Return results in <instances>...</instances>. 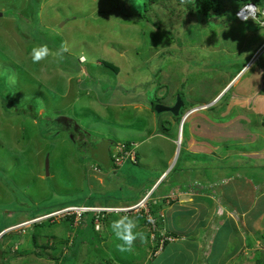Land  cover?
I'll return each mask as SVG.
<instances>
[{"label":"rangeland","instance_id":"obj_1","mask_svg":"<svg viewBox=\"0 0 264 264\" xmlns=\"http://www.w3.org/2000/svg\"><path fill=\"white\" fill-rule=\"evenodd\" d=\"M120 9L116 0H0V82L5 78L8 84L0 91V230L24 221L5 233L0 262L199 264L182 253L189 241L153 238L159 229L147 214L145 200L151 199L154 187L138 203L125 200L132 190L136 192L135 188L155 177V165L160 168L167 161L168 155L159 152V140H147V129H153L151 111L158 115L154 111L157 103L173 105L178 99L184 105L182 115L199 105L193 115H205L188 120L183 136L203 125L217 134L209 140L199 133L190 135L193 144L203 145L193 150L200 154L188 159L180 146L172 168L188 159L191 162L186 168L198 169L201 183L206 181L205 174L232 177L224 187L223 201L241 252L225 264H264V215L251 227L253 246L248 248L244 238L248 225L243 220L251 211L245 209L238 215L226 203L235 189L241 188L242 195L235 192L236 202L247 206L246 200L253 197L248 195L250 184L258 187L255 198H264V30L256 21L240 23L236 11L213 15L204 22L183 14V5L174 1L145 12L135 6L131 8L134 15L129 14L132 10ZM136 12H142L151 23L144 19L137 22ZM41 44L52 52L62 45L69 51L34 64L31 49ZM82 54L87 57L84 62ZM106 63L116 66L119 74L104 68ZM95 95L99 102L93 101ZM32 113H36L34 119ZM180 117L173 119L179 123ZM196 120L201 122L193 126ZM93 139L132 142L131 157L137 153L139 164L127 163L119 169L114 163L115 168L108 171L98 168L92 158L83 155ZM203 151L210 156L204 157ZM212 190L218 188L212 186ZM201 192L187 203L195 205L201 196H207ZM162 201L169 204L170 199ZM67 205L114 206L107 213L117 214L94 222V231L89 224L91 216L82 218L80 208L72 211L71 223L62 221V213L49 223L39 218L32 226L35 220L28 221ZM124 214L136 221L145 237L130 251L120 250L109 227ZM209 225L220 226L212 221ZM215 231L208 229L206 235ZM165 232L163 229L160 234ZM225 232L221 229L218 233L210 262L220 255ZM31 233L43 238L37 250L29 244ZM45 237L50 239L46 247Z\"/></svg>","mask_w":264,"mask_h":264},{"label":"crops","instance_id":"obj_2","mask_svg":"<svg viewBox=\"0 0 264 264\" xmlns=\"http://www.w3.org/2000/svg\"><path fill=\"white\" fill-rule=\"evenodd\" d=\"M93 101L95 102L98 101L96 95ZM161 106L172 107L173 105L161 104ZM139 107L140 106H136V105L133 106L134 109H139ZM152 113L153 112L151 111V115H152L151 118L155 117L153 121V126H152L153 129L150 131L147 129L148 127L143 126L144 130L147 129V133H148L147 140L148 139L150 140L156 139V141L159 140V144H161L160 146L161 150H159V152L160 154L164 152L166 155H168V159L164 164L160 165V168L155 165V169L158 170V172L156 171L155 173L156 174L155 177H153L152 180L145 181L144 186H139L138 188H135L136 192L132 190L134 192V195H130V197L139 198V200L136 202L138 203L142 201L145 196L147 197V193L150 191V188L152 189V187H154V190L151 192L150 197H149L151 199L148 201L145 200L146 207L148 208L147 214L150 215L151 209L152 207H154L156 209L155 211H157L156 216L158 219H160V221L158 222L161 224V227L158 229L161 231L163 229L166 230L165 235L167 233L171 234L170 231L172 230L174 231V233L177 232L176 234L177 236H175L176 239L174 240V242L180 241L185 244L187 243L186 241H189V245H186L182 248V253L185 256L193 257L194 260L196 261L199 260L200 256H203L202 262H205L206 260L210 261L209 258L212 256L211 251L213 249V244L215 242V239L218 237V233L220 232V230L225 229L226 232H225V236L223 239L224 242L221 246L222 248L221 253L219 256H215L212 259V261L216 260V264H222V263L225 264V262L227 263V260L229 258L237 255L239 251L241 252L240 250L241 246L238 243V241L235 240V235H236L235 225L232 222L230 223V221L228 220V216H227L229 214L228 208L226 209L225 202L223 201V197L225 193L224 187L226 183H228L229 181H232L231 180L232 177L223 179L222 176L217 175L218 177H214L215 175L207 176L205 174L206 181L201 183L200 177L198 175V169L186 168V163L191 162V160H188L189 155L194 158L195 155L200 154V153H194V151L203 146V145H200L201 147L200 146L198 147L196 143L193 144L194 142L193 143L191 142L192 138L190 137V135L199 133V135H202L203 138L205 137L207 138V140H209L211 136H216L217 133L214 135L213 130L209 131L210 128L206 127L208 125H203L200 127L195 126L194 128H191L189 132V136H187V134L183 136V130L181 129L182 130L181 133L178 130L180 123L177 124V122L173 120L170 113L165 114L167 115V117L164 115L162 116L156 115L157 116L156 117L154 116V113L153 114ZM196 115L198 116V119L201 117V115L205 116L203 114H196ZM196 115L188 117L186 122ZM186 122H184L183 126L186 124ZM200 122L201 121L199 120L194 121L193 126L195 125V123H200ZM75 127H77L76 124H75ZM179 133L181 136L180 146H182V149L187 153L188 159L185 160L179 166L178 164H176L174 168H172V160H173L174 153L176 150L178 152V149H179L177 142H176ZM143 141L144 140L139 141V145H141ZM125 142H129V141H125ZM122 143L111 142V144H115V145L116 144L122 145ZM206 146L207 145H205L204 147ZM166 149L168 150L166 151ZM204 151H207V150H204ZM204 151L201 152V154H203L204 157L210 156L209 152H204ZM136 155L138 158L137 162L139 164V156L137 153ZM211 159L215 161L214 158H211ZM192 161L195 163L196 160H192ZM172 172H175V173L172 176V182H171V180L169 181V177L172 174ZM234 179L236 180V178ZM198 183H200L201 186L202 184H204L203 185L204 187H201V188L195 187V184H198ZM212 186H214L215 188H218V190L217 191L212 190ZM255 188L258 189L256 185H251V184L249 185L250 192L248 195L253 196V197H250L249 201L246 200L247 206L245 207L243 206L241 207L240 204L236 202L237 196L235 192L239 193V195H242L241 188L235 189V192H233V196L227 200L225 199L226 203H228L231 206L235 214L239 213L240 215H242L245 209L251 211L250 213L246 214V218H244L243 220V223L248 225L246 228L247 232L245 233V236H244L247 244H248L247 238H250L251 236L249 234V232L251 231V227L256 225L258 220L261 219L262 214L264 215V200H263L264 198L261 199L260 201L255 198L254 193L256 194V191H258ZM202 190L205 192L207 196H201V198L197 200V203L195 205H193V203L195 202L187 203L189 200H191V196L193 194L196 193L197 196L198 194L201 195ZM174 197H176L178 200ZM164 199H170L169 204L164 203V201H162ZM130 202H133V201L129 199L128 203ZM150 202L151 204H149ZM140 213H143V211H140ZM150 217H151V220L154 221L155 217L151 215ZM211 221L214 224L216 223L217 227L220 225L218 229L214 228L213 226L212 228H210L209 224ZM168 227H170L171 229H168ZM10 228H13V227L9 226L7 228L2 229L1 231L3 233L0 231L1 234H3V235L0 234L1 235L0 242L5 236H7L5 233L10 232L11 230ZM208 229H213L214 231L215 230L216 231L214 232V234H211V236L210 235L207 236L206 233ZM253 233H256V232H253ZM221 234L224 235V233H221ZM16 235L15 237H17ZM15 237H13L10 241H8L7 244L12 242V240ZM20 237H24V236H20ZM198 238H201V240L197 241ZM218 240H219V237H218ZM234 242L235 244H233ZM250 243L251 245L248 248H251L253 246L251 239H250ZM10 250L11 249H9V251Z\"/></svg>","mask_w":264,"mask_h":264},{"label":"trees","instance_id":"obj_3","mask_svg":"<svg viewBox=\"0 0 264 264\" xmlns=\"http://www.w3.org/2000/svg\"><path fill=\"white\" fill-rule=\"evenodd\" d=\"M116 1H118L120 3V8H121L120 10L121 11H123V9H126L127 11H131L132 10L131 8H134L136 6L138 9L140 8L143 12H145V10H148V9L151 10L152 7H154V6H159L160 4L163 5L164 3H168L170 1H172V2L174 1L177 5H183L184 9L186 10V11H184L183 14H185L187 12L186 14L189 17L195 16V18L198 17L199 19H202V20H204V22H206V21H209V19H211V17L213 15H223V16H225L227 13H232V12L236 11L241 5H243L245 3H249V2L252 1V2H254L257 5H262L264 0H116ZM133 12L134 11L132 10L130 13L129 12L128 13L129 14H132ZM141 13L142 12H136V15H137V19L136 20H137V22H140V21H142L144 19L147 23H151L150 20H149V18H146L145 16H141L142 15ZM132 15H134V14H132ZM176 18L179 19L178 17H176ZM246 22H248V21H246ZM180 26H182V25H180ZM262 30H264V29H262ZM104 68L110 69L113 72V74L119 73V69L116 66H114V65L111 66V64H109V63H106V66ZM242 68H243V66L242 67H238L237 71L234 74L231 73V77H234L235 75H237L242 70ZM76 70H77V68H76ZM3 84H4V86L8 85L5 78H2V83L0 82V91H1V89L3 87L2 86ZM157 104L161 105L160 103H157ZM183 106L184 105L182 103V108H183ZM151 108L153 109V105H152ZM192 108H194V107L191 106L189 108V110L192 109ZM210 109H212V107ZM179 113L180 114H179L178 117H180L182 115L181 112H179ZM35 114L32 113V115H30V118L34 119L36 117ZM162 114H164V113H160L157 116H162ZM173 117L174 116H172V118ZM173 120L175 121V119H173ZM74 126H75V124H74ZM101 142L102 141H99V140L98 141L92 140L91 142L88 141V150H86L83 155H85L86 157L92 158L94 160L95 164L97 165V167L98 168H102L104 170V168L101 165H99V164L96 163V157H97V155L94 153V152H96L98 150V147L100 146ZM122 145L124 147V151L125 152H131L134 149L133 148L134 146L130 142H124V143H122ZM110 146L111 147H114L115 144H111V142H110ZM79 147H81V146H79ZM108 156H109V161H110L109 162V167H108V170H109V169L115 168V165H114V161L112 159V154L111 153H108ZM137 160H138V158H137V155L135 154L134 161H130L129 159H127L123 163V165L119 167V169L120 168L122 169V167L125 166V165H127V163H130V164H133V165L137 166L138 165ZM108 170H104V171H108ZM130 195H134V193L131 191L129 193V195L127 196L128 198L125 199L126 201H128L129 199H131L133 202H137L139 200V198H131ZM81 207H83V206H70V205H67V206H64L62 208H59L57 210L50 211L47 214L39 215V216H35L33 218H30L28 221H30V220H35L36 221V222L35 221L34 222H31L32 223V226L33 225H36L37 221H39V218H41L42 220H47L48 223H49L50 221H54L55 219H58L55 216H60V215H53V217H51L52 214H55V213L60 212V211H62L64 209H67V208H81ZM83 208H93V209H99L100 210V209H114L116 207H114V206H111V207H92V206L88 207V206H85ZM155 210L156 209L154 207H152L150 215L153 216V217H155L154 218L155 225L158 226V228H160L161 227V224L158 222V221H160V219L157 218V216H156L157 211H155ZM116 214L117 213H109L108 214L106 211H100L99 213H91V212H88V213H83L81 217L84 218L85 216H88V215L91 216L90 217V220H89V224H90V227L94 231V222L98 223V222H102V221L108 220V219H110V215L112 216V215H116ZM62 217H64V219H62L63 222H64L65 219H68L69 220V223H71L72 220L74 219V215L73 214L63 215ZM59 220H60V218H59ZM23 222H18V223L14 224V225H12L10 227L17 226L18 224H22ZM5 228H7V227H5ZM84 229H86V227ZM82 230L83 229L80 227L79 228V231H82ZM160 233H161V230L156 231V233L153 235V238L156 237L157 240H159V238L161 237V238H165V240H166V238L167 239L168 238L176 239L175 236H177L176 234H172V233L171 234L167 233L166 235H161ZM147 237H148V235H147ZM29 238H30L29 244H30V246L32 248H34L36 250L38 248H40L38 241L39 240H42L43 239L42 237L33 235L31 233L29 235ZM44 239H45V241H43V243L45 244L44 245L45 247L47 246V243H48V241L50 239L53 240L52 236L50 237V239H49V237H45ZM247 242L249 244L248 247H250V245H251L250 238H247ZM168 243H169V240L166 243L164 242L163 243L164 245H162L161 250H163V248L166 247V245H168ZM161 250L159 252H155L152 255L151 259L153 258V256L155 257V256L159 255V253L161 252ZM33 252L35 253L34 255H39V256L40 255H43V256H45L42 253L39 254V253H36L35 251H33ZM0 259L2 260V254H1V258ZM51 259L54 260V261H57V258L55 259L54 257H51ZM202 259H203V256H200V258L198 260L199 261V264L202 262ZM206 261L204 262V264H210V263L216 264V260L215 261H211V262L208 261V260H206ZM262 263H263L262 261H259L258 262V264H262ZM0 264H3V262L1 261Z\"/></svg>","mask_w":264,"mask_h":264},{"label":"clouds","instance_id":"obj_4","mask_svg":"<svg viewBox=\"0 0 264 264\" xmlns=\"http://www.w3.org/2000/svg\"><path fill=\"white\" fill-rule=\"evenodd\" d=\"M249 3H254V2L251 1ZM243 5H241L240 7H242ZM240 7L236 10V12H238V10L240 9ZM236 12H234L235 15L237 14ZM241 15H243V14H241ZM236 18L238 19L237 15H236ZM238 21L240 23H244V22H246L248 20L241 21L240 19H238ZM68 51H69V48L66 45H62L60 50H58L56 52H52L49 49L48 45L41 44V45H38V46H34L31 49L30 59H31V62L32 63L36 64V63H39L42 60H45L50 55H53V56H56V57H62L63 54L66 53V52H68ZM80 60L82 62H84V61L87 60V57L82 54V55H80ZM199 106H197L198 108L197 107L192 108V109H196V111L194 113H192L191 115H189L188 117H190L193 114H195L196 112H198V110L200 109ZM192 109H190V110H192ZM202 110H205V109L202 108ZM184 114L181 115L180 121H179L180 125H179V129L178 130L180 131V133L182 131L181 129L183 128L184 122H186V120L188 119V117H187L183 121ZM77 128L78 127H75V131H77ZM180 133H179L178 138H177V141H176V142L179 141L178 142V147H180V145H181V136H180ZM93 140H96V139H93ZM96 141H98V140H96ZM99 141H104V140H99ZM117 146H119V145L116 144L114 147L109 146L108 153L113 154L114 153V149H116ZM109 227H110L111 232H112L113 236L115 237V239L117 241H119L118 247L120 248L121 251H130V250H132L134 248L135 242L137 240H140L141 242H143L144 239H145L144 234L141 231H138V225H137L136 221L131 216H129L127 214L118 216V218L114 219L110 223Z\"/></svg>","mask_w":264,"mask_h":264},{"label":"built area","instance_id":"obj_5","mask_svg":"<svg viewBox=\"0 0 264 264\" xmlns=\"http://www.w3.org/2000/svg\"><path fill=\"white\" fill-rule=\"evenodd\" d=\"M238 19H240L241 21H246V20H252V21H256V23H258V25L264 29V1L262 5H257L255 3H246L244 4L242 7H240V9L238 10V12H236ZM243 14V15H241ZM262 19V21H261ZM196 111V109H192L187 111L184 114L183 117V121L192 113H194ZM115 153L112 154V158L113 161L116 165L122 166L123 163L129 159L130 161H134V156L131 157V152H125L124 151V147L123 145H119L116 147L115 149ZM79 208H67L64 209L60 212L55 213L54 215H61L58 213H62L64 215H69L72 214V211H76ZM82 213H87V212H96L99 213L100 211H106V212H110L113 211L114 209H93V208H80ZM53 216V214L51 215Z\"/></svg>","mask_w":264,"mask_h":264},{"label":"water","instance_id":"obj_6","mask_svg":"<svg viewBox=\"0 0 264 264\" xmlns=\"http://www.w3.org/2000/svg\"><path fill=\"white\" fill-rule=\"evenodd\" d=\"M182 103L177 99L176 103L172 107H164L161 105H158L155 108V113H170L174 117H178L179 112L181 111ZM110 146L109 142H106L105 140L101 142L100 146L98 147V150L95 152L97 155L96 162L101 165L104 170H108L109 167V156H108V148Z\"/></svg>","mask_w":264,"mask_h":264},{"label":"bare ground","instance_id":"obj_7","mask_svg":"<svg viewBox=\"0 0 264 264\" xmlns=\"http://www.w3.org/2000/svg\"><path fill=\"white\" fill-rule=\"evenodd\" d=\"M179 142V141H178Z\"/></svg>","mask_w":264,"mask_h":264},{"label":"flooded vegetation","instance_id":"obj_8","mask_svg":"<svg viewBox=\"0 0 264 264\" xmlns=\"http://www.w3.org/2000/svg\"><path fill=\"white\" fill-rule=\"evenodd\" d=\"M95 153V152H94Z\"/></svg>","mask_w":264,"mask_h":264}]
</instances>
